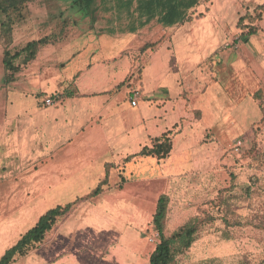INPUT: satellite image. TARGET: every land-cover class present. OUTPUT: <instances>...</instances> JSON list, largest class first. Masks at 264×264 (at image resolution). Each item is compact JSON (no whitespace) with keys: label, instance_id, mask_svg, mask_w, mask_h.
Here are the masks:
<instances>
[{"label":"crops","instance_id":"crops-1","mask_svg":"<svg viewBox=\"0 0 264 264\" xmlns=\"http://www.w3.org/2000/svg\"><path fill=\"white\" fill-rule=\"evenodd\" d=\"M144 1L110 0L111 23L100 31H94L90 20L81 15L87 30L82 26L42 47L9 84L3 65L6 46L0 41V258L23 236L24 221L37 207L36 201H23L29 192L7 186L12 180L37 183L41 178L52 181L47 188L55 189V181L76 180L96 168L97 185L106 172L109 179L117 177L96 196L88 197L93 187L70 203L74 205L49 234L46 256H42L47 264H149L150 255L142 262L128 248L134 245L131 237L127 247L113 244L122 237L113 235L110 228L126 230L128 235V230L141 225L144 214L152 221L168 181L199 165L213 164L199 149L212 130L224 131L227 116L220 111L222 106L210 104L208 76L213 77L214 69L207 61L220 50L241 48L246 31L238 29L237 22L264 0H198L183 23L170 26L157 22L158 13L151 15L140 8ZM259 26L264 30V17ZM81 41L84 44L78 46ZM203 64L207 73L202 71ZM135 89L141 90V98L132 107L130 96ZM56 95L62 98L59 104L44 105L45 98ZM166 134L172 143L166 159L138 155ZM152 196L156 199L149 209L144 198ZM60 198L59 194L57 206H61ZM86 203L96 204L88 206L93 221L85 220L77 227L82 248L78 245L74 253L65 254V240L63 249L55 252L61 243L55 236L61 224ZM118 204L122 206L116 208ZM113 211L121 216L112 219ZM102 245H106V258L101 257ZM89 249L86 256L90 258H83Z\"/></svg>","mask_w":264,"mask_h":264},{"label":"rangeland","instance_id":"rangeland-1","mask_svg":"<svg viewBox=\"0 0 264 264\" xmlns=\"http://www.w3.org/2000/svg\"><path fill=\"white\" fill-rule=\"evenodd\" d=\"M109 1L106 2V9L111 5ZM254 7L255 5L250 9ZM109 11L99 14L100 18L98 17L94 31H100L110 25ZM80 17L82 16L74 9L72 0H33L25 12L24 19L18 20L14 25L9 47L16 42L14 48L18 49L29 41L56 34L66 21H69L66 37L82 26L87 30L88 24L81 23ZM260 23L261 21L253 23L257 33L245 36L239 50L233 49L234 47L220 50L207 61L214 69L213 77L208 76V91L210 99L212 98L210 104H216L218 108L222 106L220 111L226 112V124L223 126L224 131L214 129L208 133L207 141L205 140L199 149V154L210 156L213 164L199 165L197 169L168 181L165 192L170 198V203L166 234H172L196 217L203 219L209 216L213 220L203 224L198 231L196 242L188 251L178 254L173 264H264V123L261 122L264 109V30L260 28ZM82 43L84 44L81 41L78 46H82ZM230 53L231 61L227 62ZM205 66L203 64L202 71L207 73ZM244 70L246 73L241 75ZM201 74L203 75L202 72ZM223 96L224 101H218L217 98ZM228 104H231L229 109L225 108ZM238 140L244 142L239 154L233 151ZM98 175L96 168L90 174L85 172L84 175L78 176L76 180L72 177L71 181L70 178L66 181H55V189L47 188V185H52V181H43L41 178L37 183L8 181L7 186L13 185L14 188L29 192L30 196H24L23 201L26 198L37 203L30 218L24 221L22 234L27 233L46 211L57 207L59 194L60 205L65 208L96 187ZM114 181H117V177L111 176L109 184ZM247 188L251 190L250 193L246 192ZM155 199L154 196L144 198L145 206L152 208ZM95 204L86 203L73 212L67 223L61 224L60 231L55 234L61 243H58L55 252L57 249H63L62 242L65 240V254L72 253L80 244L79 238L82 236L77 227L85 220L93 221L94 216L88 214V206L93 207ZM121 206L118 204L116 208ZM110 216L116 219L121 215L113 211ZM149 217L150 215L144 214L141 225L128 230V235L126 230L119 232L110 228L113 235L122 237L121 242L116 239L117 242H112L113 244L127 247L129 238L134 239L133 247L130 245L128 248L137 254L142 262L147 260L158 240ZM124 220L127 221V217ZM50 236L48 235L44 246L24 257L18 264H47L42 253L46 256L45 248ZM79 247L82 248V244ZM105 247L106 245L100 247V250H103V258H106ZM86 250L83 252V258H90L86 256L90 249L85 252ZM114 254L118 256L117 253ZM77 264L86 262L78 261ZM93 264H96V261Z\"/></svg>","mask_w":264,"mask_h":264},{"label":"trees","instance_id":"trees-1","mask_svg":"<svg viewBox=\"0 0 264 264\" xmlns=\"http://www.w3.org/2000/svg\"><path fill=\"white\" fill-rule=\"evenodd\" d=\"M33 0H0V41L6 46L4 50L3 65L6 73V83L14 81L16 74L33 61L42 47L47 44L57 42L65 38L67 32L66 21L56 34L42 37L41 39L27 42L24 46L16 49L9 47L11 44L12 29L18 20L24 19L25 12ZM140 8L153 15L158 13L157 22L163 26H170L176 23H183L189 9L194 7L198 0H145ZM72 5L77 12L86 17L91 22L94 29L100 13L107 9L103 0H72ZM126 7V6H124ZM104 9V10H103ZM103 10V11H102ZM99 15V16H98ZM264 17V3L256 5L252 10H247L237 22L238 29L244 32L241 37L245 41V36L255 35L256 28L254 22L261 21ZM246 22V23H245ZM62 34V35H61ZM64 34V35H63ZM261 122L264 123V109ZM169 134L155 139L151 147H144L139 156H151L158 160L166 159L172 151V143ZM234 178H232V181ZM109 173L106 172L104 179L96 186L88 197L99 194L105 186H108ZM227 191V190H226ZM250 193L249 188L246 189ZM170 198L167 194H161L157 199L156 209L152 217V227L157 233L158 240L150 254L149 264H173L178 254L188 251L196 242L199 229L206 221L213 219L196 217L179 227L172 234H166V223ZM226 203V202H225ZM224 203V204H225ZM74 204H69L65 208L57 206L48 210L40 217L38 222L20 240L9 248L0 258V264H10L15 259L29 254L40 247L47 236L59 225L63 217L70 211ZM227 221V220H226Z\"/></svg>","mask_w":264,"mask_h":264},{"label":"built area","instance_id":"built-area-1","mask_svg":"<svg viewBox=\"0 0 264 264\" xmlns=\"http://www.w3.org/2000/svg\"><path fill=\"white\" fill-rule=\"evenodd\" d=\"M141 98V90L140 89H135L131 92V96H130V104L132 107L137 106L138 101ZM62 101V98L58 95L56 96H52V97H47L44 100V105L45 106H55L57 104H59ZM244 142L242 140H238L233 148V151L237 154L240 153L241 148L243 147Z\"/></svg>","mask_w":264,"mask_h":264}]
</instances>
